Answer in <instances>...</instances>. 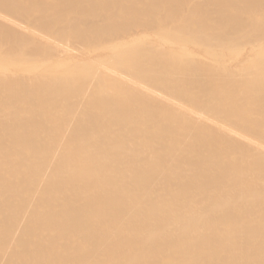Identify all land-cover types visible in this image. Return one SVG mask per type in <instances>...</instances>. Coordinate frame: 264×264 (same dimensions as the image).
Here are the masks:
<instances>
[{"label": "bare ground", "instance_id": "6f19581e", "mask_svg": "<svg viewBox=\"0 0 264 264\" xmlns=\"http://www.w3.org/2000/svg\"><path fill=\"white\" fill-rule=\"evenodd\" d=\"M0 264H264V0H0Z\"/></svg>", "mask_w": 264, "mask_h": 264}, {"label": "rangeland", "instance_id": "374dc122", "mask_svg": "<svg viewBox=\"0 0 264 264\" xmlns=\"http://www.w3.org/2000/svg\"><path fill=\"white\" fill-rule=\"evenodd\" d=\"M167 229H170V228H166V230H167Z\"/></svg>", "mask_w": 264, "mask_h": 264}]
</instances>
